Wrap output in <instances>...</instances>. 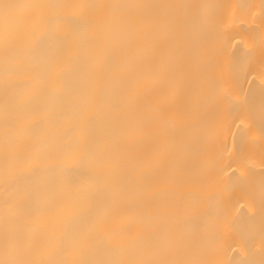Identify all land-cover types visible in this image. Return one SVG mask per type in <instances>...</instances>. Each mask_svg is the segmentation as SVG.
<instances>
[{"label": "bare ground", "instance_id": "6f19581e", "mask_svg": "<svg viewBox=\"0 0 264 264\" xmlns=\"http://www.w3.org/2000/svg\"><path fill=\"white\" fill-rule=\"evenodd\" d=\"M0 264H264V0H0Z\"/></svg>", "mask_w": 264, "mask_h": 264}]
</instances>
